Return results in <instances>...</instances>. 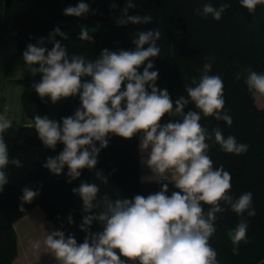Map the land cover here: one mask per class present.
Here are the masks:
<instances>
[{"label": "clouds", "instance_id": "9594fccd", "mask_svg": "<svg viewBox=\"0 0 264 264\" xmlns=\"http://www.w3.org/2000/svg\"><path fill=\"white\" fill-rule=\"evenodd\" d=\"M262 3L264 0H240L251 13ZM230 6L214 7L208 2L196 13L205 19L211 16L220 21ZM111 7L114 9L117 5L113 3ZM135 7L132 0H126L118 26L152 22L151 15H128L129 9ZM89 11V5L81 0L77 6L65 8L64 15L82 17ZM56 36L68 39L56 27L49 37L54 45L51 50L44 46L45 39L40 38L37 44L27 45L23 59L33 76L41 75L33 87L42 100L50 97L56 104L79 96L81 107L72 116L62 118V126L48 116L34 117V128L45 148L55 150L58 143L65 145L57 156L48 157L43 167L61 175L67 166L71 183L81 176V170L96 168L100 151L108 147L110 134L125 139L140 134L141 162L151 173L142 180L162 183V189L147 196L138 194L132 199L113 201L105 196L103 210L93 213L94 208L100 207L94 204L99 188L83 182L72 189L81 197L83 211L87 213L80 225L81 231L87 234L83 243L77 242L75 234L66 236L62 230H52L46 231L43 246L58 264H126V261L133 264H219L217 252L209 241L216 232V214L226 211L221 204L239 216L247 212L249 217H254L257 213L252 206L253 193L244 192L238 198L230 195L231 174L224 165L214 168L208 155L210 145L206 141L212 136L200 123L201 113L204 117L223 120L229 126L233 123L231 116L224 112L223 80L219 75H209L212 64H204L199 82L193 78L194 86H185L187 97L181 95L173 102L167 89L157 87L159 72L152 70V58L161 51L157 46L160 29L137 32L133 39L134 50L105 48L95 60L83 55L69 56ZM78 39L94 42L95 37L90 35L87 26H82ZM145 62L141 74L140 68ZM245 72L249 91L264 94V73L250 67ZM86 77L90 79L85 80ZM236 79H240V74ZM125 84L126 88L122 87ZM190 102L198 112L185 113ZM166 115L179 119L162 124ZM10 128L12 120L0 115V193L8 183L4 171L7 166L10 163L22 166L18 159L9 158L4 133ZM213 132L222 151L235 155L247 153L249 145L238 143L232 135L225 138L219 128ZM102 178L108 183L107 177ZM169 183L179 191L169 195ZM22 193L20 210L23 212V204L32 203L39 192L25 187ZM205 204L210 206L207 212ZM94 221L103 226V231H91ZM68 222L74 223L71 215ZM247 230V221L241 219L231 231L234 255L239 254V244L246 240ZM32 248L39 250L41 241H35Z\"/></svg>", "mask_w": 264, "mask_h": 264}, {"label": "trees", "instance_id": "16d2710c", "mask_svg": "<svg viewBox=\"0 0 264 264\" xmlns=\"http://www.w3.org/2000/svg\"><path fill=\"white\" fill-rule=\"evenodd\" d=\"M5 4V13L0 18V67L8 74L14 67L29 43L37 44L40 38L45 39V47L51 50L54 46L49 40L50 33L59 27L68 39L56 36L71 55H83L95 60L105 48L110 51L134 50L133 39L137 32L160 29V55L152 58L153 71L159 72L156 82L160 89H167L173 102L181 95L187 97L186 85H192L195 78L203 73L205 63H211L209 75H219L224 85V112L232 118L229 126L214 116L204 117L201 113V125L208 130L211 140L208 155L213 167L224 165L231 176L230 195L238 198L244 192L253 193V208L256 216L237 215L230 207L224 213H217L216 232L210 238V245L217 252L219 264H264V107L256 102V93L249 91L245 79V69L251 68L257 73H264V3L257 6L254 13L240 4V0H132L136 7L129 9L128 15L152 16L148 24H127L118 26L123 17L126 0H83L90 11L82 17L66 16L64 9L77 6L81 0H1ZM211 2L214 7L230 4L220 21L211 16L205 19L196 13L205 3ZM115 3L116 8L111 5ZM105 23L104 30H89L94 35V42L80 41V29L91 22ZM147 47V45H145ZM140 72L142 74L143 67ZM39 67V65H37ZM240 74V79L236 76ZM40 74L33 76L30 69L20 79L23 85L22 104L25 113L33 122L22 126L17 144L23 147L39 148V157L27 176L19 183L8 182L0 193V264H13L19 254L18 235L15 224L31 210L39 207L47 220L52 222L65 235L75 234L78 243H83L85 232L80 225L83 216V201L72 189L81 183L96 184L99 188L93 213L103 210V198L132 199L136 195L147 196L162 189V183L142 180L140 134L132 139L109 136L107 148L100 151L98 164L94 169H83L78 179L69 183L68 167L61 175L53 174L43 167L48 157L57 156L65 147L58 143L55 150L45 148L34 128V117L48 116L62 126V118L72 116L81 107L79 96L62 99L56 104L50 97L43 100L35 91L33 84L38 83ZM90 78L86 77L85 80ZM194 86V85H192ZM126 88V84L122 86ZM150 91V88H149ZM188 111H199L194 103L185 108ZM179 117L165 116L162 124ZM219 128L227 138L232 135L238 143L249 145L247 153L241 155L222 151L215 142L213 130ZM97 147L99 143L97 142ZM107 177L108 183L104 182ZM166 183V182H165ZM29 187L39 195L30 204L21 208L22 189ZM169 195L179 191L168 184ZM205 212L210 208L203 205ZM71 215L74 223L68 222ZM244 219L248 223L247 238L239 244L238 255L233 254V243L230 231ZM91 231L101 232L103 226L94 221ZM122 259H125L122 257ZM126 264H133L126 261Z\"/></svg>", "mask_w": 264, "mask_h": 264}, {"label": "crops", "instance_id": "0c3cea01", "mask_svg": "<svg viewBox=\"0 0 264 264\" xmlns=\"http://www.w3.org/2000/svg\"><path fill=\"white\" fill-rule=\"evenodd\" d=\"M4 13L5 4L0 0V18L4 16ZM28 71L29 68L23 59V53L18 56L13 69L8 74H5L2 67H0V115L12 120V128L4 133V139L8 146L10 160L18 159L22 165L21 167H16L10 163L4 170L7 174L8 182L12 183L21 182L33 168L39 157L38 147H23L17 144L21 127L32 125L33 123L25 113L22 104L23 85L19 81ZM15 229L18 235V257L20 259L23 258L20 264H24V262L25 264H58L51 253H43L46 250L43 243H41L39 250L32 248V244L36 239L39 238L41 242L43 241L46 231L58 230L52 222L47 220L41 208L37 207L31 210L17 221Z\"/></svg>", "mask_w": 264, "mask_h": 264}, {"label": "rangeland", "instance_id": "374dc122", "mask_svg": "<svg viewBox=\"0 0 264 264\" xmlns=\"http://www.w3.org/2000/svg\"><path fill=\"white\" fill-rule=\"evenodd\" d=\"M86 26L89 28V30H104L107 28V25L105 23H99V22H95V21L89 23ZM77 28L81 29V27H77ZM134 36H136V34ZM256 102H257L259 107H264V94L256 93ZM142 171L144 173L143 177L151 175V173L149 172V169L143 163H142ZM230 233H231V231H230ZM37 240L40 241L41 239L38 238V239H36V241ZM43 253L44 254L45 253L50 254L47 250H44ZM26 254H28V252H26ZM26 254H25V256H26ZM22 260H23V258L20 259L19 257H17V259L13 262V264H20L22 262ZM24 264H25V262H24Z\"/></svg>", "mask_w": 264, "mask_h": 264}]
</instances>
